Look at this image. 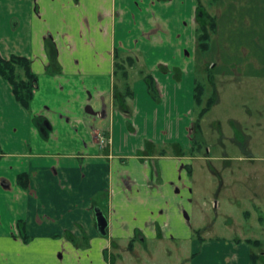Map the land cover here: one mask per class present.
Listing matches in <instances>:
<instances>
[{"label": "crops", "instance_id": "obj_1", "mask_svg": "<svg viewBox=\"0 0 264 264\" xmlns=\"http://www.w3.org/2000/svg\"><path fill=\"white\" fill-rule=\"evenodd\" d=\"M203 4L218 20L215 40L238 23L230 10L249 27L260 24L264 12V0ZM197 6V0H0V54L27 56L38 76L28 110L0 75V240L12 253H0V264L104 263L110 245L133 240L130 251L137 253L149 238H167L172 213L179 219L177 212L167 214L169 187L186 157L176 155L174 144L192 147L194 117L186 116L196 110ZM116 50L137 58L128 67L134 91L128 113L114 105V85L121 81L114 74ZM219 62L212 61L210 71L224 81L264 78L255 57L253 72ZM134 70L153 74L159 102L144 79L131 83ZM102 136L109 141L103 144ZM25 172L27 189L18 183ZM97 212L106 219L104 229ZM19 220L26 222L29 243L18 236ZM83 231L90 238L86 247L66 237L71 232L81 239ZM246 239L200 244L194 238L187 264H252Z\"/></svg>", "mask_w": 264, "mask_h": 264}, {"label": "rangeland", "instance_id": "obj_2", "mask_svg": "<svg viewBox=\"0 0 264 264\" xmlns=\"http://www.w3.org/2000/svg\"><path fill=\"white\" fill-rule=\"evenodd\" d=\"M236 3L234 1L232 6ZM243 13L250 15L249 10ZM228 16L232 20L235 18L238 21L236 26L241 28L229 26L228 29L232 30L225 29V33L216 40L214 35L217 32L213 34L208 56L198 50V79L206 84L204 105L214 91L212 61L217 66L219 61L227 63L228 68L234 63V69L239 67L242 71L244 67L253 72L258 70L252 64L255 57L264 73V12L260 14L261 23L252 27L243 24L241 13L236 17L230 10ZM225 45H230L231 49L227 50ZM134 72L131 83L136 78L144 79L139 70ZM214 72H218L216 68ZM229 78L224 81L219 74L214 76L216 88L220 91L216 95V104L201 121L205 138L202 149L192 155L190 149L182 148L187 152L180 161L184 168L180 176L178 174L171 180L167 198L169 213L166 212L168 215L179 213V219L176 220L172 213L170 218L174 222L167 229V238H149L144 247L138 245L137 253L130 251V243L126 240L119 246L110 245L112 253L104 254V263L94 260L93 264H187L192 256L194 238L199 239L200 244L220 238L236 241L260 239L263 245L253 246V249L258 254L264 251V78L262 81L248 76L243 80ZM116 81L122 84V81ZM257 82L261 92L255 91ZM249 107L252 112H249ZM200 109L201 106L196 104L194 116H186L194 117L190 128L192 138ZM260 121L261 125L258 124ZM166 151L173 154L176 151V155L184 156L178 150L174 151L170 144H167ZM224 156L230 158L221 159ZM189 228L192 231L190 235ZM3 241L0 240V253L5 256L1 257L12 256L11 247L9 244L4 246ZM5 247L6 251H3ZM146 249L151 252L149 255H146ZM27 252L22 251V255ZM47 257L44 258L48 260ZM259 264H264V260Z\"/></svg>", "mask_w": 264, "mask_h": 264}, {"label": "trees", "instance_id": "obj_3", "mask_svg": "<svg viewBox=\"0 0 264 264\" xmlns=\"http://www.w3.org/2000/svg\"><path fill=\"white\" fill-rule=\"evenodd\" d=\"M197 40H198V50L201 53H206L211 47L212 36L218 30V20L216 15L207 11L203 0H197ZM213 3H216L219 0H211ZM115 69L114 74L119 80L122 81V84L116 83L114 85L113 99L114 105L118 107L125 113H128L129 110V100L134 97V91L128 81L129 79V70L128 67L133 66L137 62L135 56H127L125 58L121 57V54L116 50L115 54ZM31 59L24 55L13 54L9 58H5L0 54V75L8 81L11 85L14 96L16 100L26 109L31 108L32 101L34 99L35 91L38 88V76L32 70ZM165 71L166 68H162ZM140 73L143 75L144 80L147 83L148 90L150 94L156 101H160L161 92L158 87V83L150 72L141 70ZM212 73V72H211ZM211 80L214 86L213 95L210 96L207 102L204 105V94L206 90V84L199 81L195 85V102L197 105L201 106V109L198 113L197 119L194 124V134L192 138V147L190 152L194 155L195 151H200L205 143V138L202 129V119L203 117L211 110L213 105L216 102L217 88L214 82L213 73L211 74ZM150 143H147L149 150ZM174 147L180 151V155H186L187 152L182 148L179 150V145L174 144ZM4 155V152L0 149V157ZM189 167V166H188ZM18 183L27 189L29 187V175L28 173H21L18 175ZM18 236L25 242L29 243L31 240L30 235L27 233L26 222L25 220H19L17 222ZM66 237H68L74 244H84L88 246L90 243V238L88 234L83 231L81 239H78L73 233L67 232ZM202 240V238H200ZM80 240V241H79ZM82 241V243H81ZM246 241L255 247H261L263 241L260 239L247 238ZM130 249L133 248V240L130 242ZM107 254V251H106ZM264 256L256 252H252L251 261L252 264H259V261H263Z\"/></svg>", "mask_w": 264, "mask_h": 264}, {"label": "water", "instance_id": "obj_4", "mask_svg": "<svg viewBox=\"0 0 264 264\" xmlns=\"http://www.w3.org/2000/svg\"><path fill=\"white\" fill-rule=\"evenodd\" d=\"M96 215H97L98 223L101 225V228L104 229L107 224L104 215H102L101 212H97Z\"/></svg>", "mask_w": 264, "mask_h": 264}, {"label": "built area", "instance_id": "obj_5", "mask_svg": "<svg viewBox=\"0 0 264 264\" xmlns=\"http://www.w3.org/2000/svg\"><path fill=\"white\" fill-rule=\"evenodd\" d=\"M101 141H102L103 144H105L106 142L109 141V139L106 138L105 136H102Z\"/></svg>", "mask_w": 264, "mask_h": 264}]
</instances>
